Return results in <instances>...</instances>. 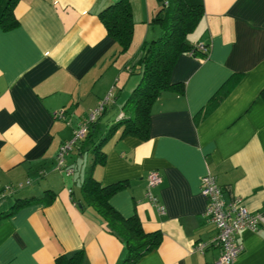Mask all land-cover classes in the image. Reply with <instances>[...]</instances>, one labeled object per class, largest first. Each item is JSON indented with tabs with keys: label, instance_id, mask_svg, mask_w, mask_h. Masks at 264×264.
Instances as JSON below:
<instances>
[{
	"label": "crops",
	"instance_id": "crops-1",
	"mask_svg": "<svg viewBox=\"0 0 264 264\" xmlns=\"http://www.w3.org/2000/svg\"><path fill=\"white\" fill-rule=\"evenodd\" d=\"M111 1L16 0V23L0 24V189L29 178L0 197V210L14 196H31L0 217V264H54L77 248L78 264H119L124 253L123 242L82 201L79 185L92 160L91 141L121 115L138 79L133 64L142 41L158 31L146 25L158 2L129 0L132 37L119 52L97 14ZM202 3L186 38L206 42L207 54H180L170 79L183 89H163L152 101L147 137L119 134L118 127L101 143L103 162L90 170L101 183L122 179L110 204L124 216L135 213L144 230L160 231L138 264H214L218 246L192 248L215 234L199 191L206 170L225 201L239 196L263 217L255 229L236 232L242 249L230 264H264V0ZM223 83L226 91L208 106ZM108 91L98 130L64 155L72 172L55 168L58 145ZM153 168L160 179L151 191L162 212L144 195Z\"/></svg>",
	"mask_w": 264,
	"mask_h": 264
},
{
	"label": "trees",
	"instance_id": "trees-1",
	"mask_svg": "<svg viewBox=\"0 0 264 264\" xmlns=\"http://www.w3.org/2000/svg\"><path fill=\"white\" fill-rule=\"evenodd\" d=\"M15 1L6 0L0 11V24L4 27L16 23L17 19L12 12ZM157 2V8L149 21L155 23L159 30L140 44L139 53L133 64L136 65L138 79L121 104V115L91 141L89 150L92 160L79 185L82 201L90 204L101 216L106 228L123 242L124 253L119 264H138V258L158 244L161 233L157 229L144 230L135 213L125 216L119 213L108 199L124 184L123 180L101 183L92 175L91 166L94 162H103L104 151L101 150V143L118 127H120L119 134L129 133L140 138L147 137L149 108L152 101L163 89L172 88L178 91L183 89L181 81L170 79L171 69L180 54L188 53L190 50L193 55L207 54L206 42L201 41L206 46L205 51L198 49L194 45L195 42H189L186 38L187 33L194 29L203 14L202 0H157ZM97 14L106 33L117 43L118 51L126 50L132 37L133 27L129 0H113L103 6ZM226 89L224 83L220 85L206 104L211 107ZM261 93L264 94V88ZM96 120L97 118L88 124L84 137L91 136L98 130L95 126ZM84 137L79 140H83ZM30 199L31 196H14L10 207L0 210V217L8 215L16 206ZM81 256L82 249L77 248L69 254H58L54 264H78Z\"/></svg>",
	"mask_w": 264,
	"mask_h": 264
},
{
	"label": "built area",
	"instance_id": "built-area-1",
	"mask_svg": "<svg viewBox=\"0 0 264 264\" xmlns=\"http://www.w3.org/2000/svg\"><path fill=\"white\" fill-rule=\"evenodd\" d=\"M194 45L198 49L206 51V46L201 41H196ZM188 54H192L191 50ZM110 94V91H108L100 97L96 104L88 109L86 114L72 129L71 136L58 145L55 155V168L64 171L66 174L72 172V167L64 162V155L70 150L75 141L84 137L88 124L100 115ZM159 179L160 176L156 169L153 168L147 171L144 195L162 212L163 205L157 202L151 191V187ZM27 183H29V178H25L15 184H5L0 189V197ZM199 191L206 199L203 214L213 223L215 234L205 241H194L192 248L202 251L208 245H216L219 247V255L215 259L214 264H230L242 249V244L235 238L236 232L241 228L255 229L263 222V217L258 211L249 209L239 196L225 201L222 197L221 187L209 170H206L199 177Z\"/></svg>",
	"mask_w": 264,
	"mask_h": 264
},
{
	"label": "rangeland",
	"instance_id": "rangeland-1",
	"mask_svg": "<svg viewBox=\"0 0 264 264\" xmlns=\"http://www.w3.org/2000/svg\"><path fill=\"white\" fill-rule=\"evenodd\" d=\"M146 25H147L148 27H153V25L155 26V23L150 22L149 19H148L147 22H146ZM156 27H157V26H156ZM158 30H159V29H158ZM105 121H106L105 119L102 120V122H101V127H104V126H105V124H104ZM74 144H75V143H74ZM74 144H73V145H74ZM65 155H66V154H65Z\"/></svg>",
	"mask_w": 264,
	"mask_h": 264
}]
</instances>
